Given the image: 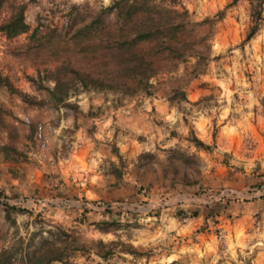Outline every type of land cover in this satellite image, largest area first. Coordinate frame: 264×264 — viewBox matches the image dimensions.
Segmentation results:
<instances>
[{
  "label": "rangeland",
  "instance_id": "obj_1",
  "mask_svg": "<svg viewBox=\"0 0 264 264\" xmlns=\"http://www.w3.org/2000/svg\"><path fill=\"white\" fill-rule=\"evenodd\" d=\"M21 1L28 2L26 20L30 26L40 25L38 42L48 44L52 38L57 40L54 45L71 54L76 62L82 61L79 57L81 48L88 47L90 39L92 42L99 39L98 35H94L88 41L85 38L74 41L72 33L81 23L98 18L103 20L108 31L118 33L125 29L129 32L132 26H139L144 17L141 10L133 14L131 20L121 17L126 2L130 0H120L118 5L106 11H102V8L112 0H0V20L8 16L13 6ZM137 1L148 3L153 15L165 13L172 17L176 14L175 19L185 20L184 26L174 37L168 32L160 33L159 37L137 45L145 60H149V68L153 69L149 78L150 92L141 86L132 93L82 90L70 96V100L76 101L77 108L68 111L67 117L63 106L26 105L16 95L0 87V105L11 110L10 113H1L0 142H8L26 154V157L18 156L7 161L10 174L7 179L0 175V181H5L0 183V200L23 203L34 208L35 212L40 207L37 201L54 203L55 211H44L42 216L52 224L74 230L79 239L86 242L96 238L108 240L115 235L104 234L87 221H78L83 203L92 208L88 220L96 216L98 201L109 202L115 209L122 207L131 210L134 212L130 216L132 218L137 214V224L123 228L119 233L123 240L131 242L141 251H148V255L117 252L104 260L94 253L79 252L75 259L81 264H166L172 260H177L173 264H264L263 199L258 205L251 206V216L240 234L238 244L225 239L224 233H216V230L212 232L216 234L213 236L214 242H207L204 237L195 241L190 235L178 234L179 231L171 227L169 214L160 216V213H156V216L147 218V211L156 209L157 205L176 204L184 200L199 204L202 200L212 201L219 197L216 190L226 194L236 192L231 188L234 186L228 183L231 177L228 180L221 176L225 168L229 167V171L241 168L246 175L254 176L264 172V28L242 42L249 24L246 0H239L227 8L225 5L229 0ZM173 6L177 11L186 8V15L178 17L177 12L170 9ZM219 9H225L220 18L217 14ZM176 40L185 42V56L174 57L167 49L158 50L160 44ZM28 43L25 33L10 40L0 34V64L17 86L44 95L45 91L35 89L23 72V69L32 72L33 67L23 68L24 63L16 59L17 50ZM50 66L53 67V64ZM176 89L183 90L186 99L178 98L170 102L168 96ZM72 112L74 116L70 114ZM96 117L103 121L108 117L116 120L113 139L117 136L114 142L119 141L117 146L120 150L125 146L123 141L132 137L136 140L131 143L136 144L137 151L141 150L131 155L125 151L129 172L124 175L128 177L124 183L123 179L120 185L110 186L106 182L84 195V184L78 182H85L87 173L81 175L77 172L69 176V181H62L58 191H49L45 186L41 190L27 189L31 183L29 178L35 179V174H48L49 166L55 163L39 162L33 155L36 150L35 131L33 127L30 128L29 122L35 126L36 122L45 120L56 127L50 143V153L56 157V153L62 150L60 144L63 139H68L67 152L72 141L83 135V129L78 131V123L87 124L89 133L95 131L96 123L93 121ZM127 117L131 118L136 128L125 127L123 122ZM67 125L70 127L63 134V128ZM191 134L213 143L214 150L196 146L189 139ZM171 147L175 150L172 151ZM170 153L173 154L172 159L169 158ZM180 154L188 155L192 162L187 164ZM2 156L0 152V163L5 161ZM223 156H226V161ZM171 160L179 164L176 172L169 167ZM165 169H168L169 175L176 173L177 178L185 174L187 180L177 183L178 187L171 182L169 175L163 173ZM104 172L106 174L107 170ZM93 173L89 170L88 175ZM11 176L21 178L27 187L22 191L13 189ZM104 177L109 179L108 176ZM192 178H197L198 183H188ZM199 184H203L209 192L197 196ZM139 185L145 189L139 190ZM236 193L247 199L252 195L247 189ZM199 205L193 208L199 210ZM199 212L201 215L202 212ZM230 212L232 222L239 215L232 213V210ZM13 216L24 233L26 223L32 217L26 213ZM12 230L11 223L0 217V247L11 240Z\"/></svg>",
  "mask_w": 264,
  "mask_h": 264
},
{
  "label": "trees",
  "instance_id": "obj_2",
  "mask_svg": "<svg viewBox=\"0 0 264 264\" xmlns=\"http://www.w3.org/2000/svg\"><path fill=\"white\" fill-rule=\"evenodd\" d=\"M120 0H112V2L103 7L102 11L111 10L114 6L119 4ZM127 1V0H122ZM239 0H229L225 8L235 5ZM247 1V14L249 17V24L242 42L251 39L257 32L264 28V0H246ZM27 1H21L15 4L8 16L0 20V34L7 39H12L20 34L25 33L28 36L29 43L24 48L17 50L18 55L16 59L19 63H24L22 66H32L33 71L27 72L23 69L27 80L40 91H45L44 95H38L26 91L17 86L9 72L3 65L0 64V87L5 88L10 94L16 95L26 105L43 106L49 105L51 108H58L63 106L68 117L71 110L77 108L76 101L70 100L72 94L79 91L87 90H103L111 91L114 93H132L137 91L141 86L147 92H150L149 82L150 76L153 74V69L149 68V60H145L137 45L145 40H150L159 37L160 33H169L173 37L175 33L181 29L184 24V18L175 19V15L169 17L165 13H158L153 15L151 6L145 2H138L137 0H130L126 2L123 8V17L126 20H131L133 14L141 10L144 15L141 18L140 25H134L131 31H119L118 33L106 30L103 20L98 18H90L89 20L78 25L72 37L74 41L85 38L87 41L91 36L98 35L99 39L92 42L88 41V47L81 48L82 61L76 62L73 56L67 52L62 51L60 47L54 45L57 40L53 38L47 44H40L38 42L39 24L30 26L26 20ZM177 12V15L185 16L187 13L186 8L180 11L173 6L170 8ZM225 9L217 10L220 17L223 16ZM139 24V23H137ZM185 42H170L168 44H160L158 50L167 49L168 52L174 57L185 56ZM76 54L75 52L73 53ZM15 58V57H14ZM76 58V57H75ZM53 64V67L50 66ZM21 66V67H22ZM186 99V94L183 90H174L168 96L170 102L174 99ZM10 113V108L0 105V123L1 113ZM74 116V112L70 113ZM73 123L74 117H72ZM73 125V126H75ZM30 128L35 126L29 122ZM70 126L63 128V134ZM189 139L199 148L213 151L214 144L209 143L191 134ZM68 139H63L61 142L62 150L58 153L65 154L68 145ZM172 151L175 149L172 148ZM0 150L3 151L5 156L16 159L18 156L26 157L22 149L15 147L8 142H0ZM111 150L117 156V161L110 160L108 166V177L113 181L109 182L110 186H114L119 182L124 175L128 174V160L126 152L120 150L115 142L111 143ZM55 156H57V154ZM177 153H174L176 155ZM172 159V153L169 154ZM187 164H190V157L186 154L181 155ZM226 161V156H223ZM178 163L175 161L170 162L169 167L176 172ZM184 169V168H183ZM238 171H241V168ZM165 175L168 174V169L163 170ZM176 173L169 175L171 182L177 183L181 180H187V175L183 174L181 178L175 176ZM248 174V173H247ZM53 178L55 177L51 174ZM254 175V174H252ZM258 178L248 183L247 190L250 193H258L264 187V172L256 175ZM48 179V176H47ZM197 178H192L188 183H198ZM48 182V181H47ZM62 180L57 178L56 182L52 185L50 180L46 183L45 187L49 191H58L61 189ZM178 185V184H177ZM179 187V185H178ZM139 190L143 191L144 186L139 185ZM209 192V189L199 184L197 186V196L204 195ZM219 197L212 201L202 200L200 204L204 205V213L199 214L196 208L191 209L189 212L185 207L176 204L173 210L175 217H184L187 215L201 216L202 223L193 230L191 238L195 241L198 238L195 236L199 231H215L218 233L219 228L211 229L209 225L217 222L216 215L221 212V207H226L230 200H249L246 197L238 195L236 192L221 193L216 190ZM213 197V196H210ZM254 198L264 200V191L259 193ZM204 198V197H203ZM40 205L38 212L34 208L25 206L21 203H10L0 200V213L2 217L11 223L13 227L11 240L8 244L0 247V264H81L76 259L77 253L91 254L99 256L104 260H108L117 252L130 253L134 256L143 255L149 252L141 251L137 246L131 242H127L121 238L119 230L129 228L131 225L137 224V214L132 218L130 217L134 212L122 207L115 209L109 202H99L95 211L96 216L88 220V213L92 208L83 203L78 214V221H87L93 225L97 230L106 234L113 233L115 236L108 240L103 238H96L90 242L82 241L79 235L74 230L65 228L60 224H52L46 220L42 213L45 211H55L56 205L54 203H46L37 201ZM43 208H42V207ZM159 209H150L147 214L153 213L156 216L159 214ZM28 214L32 219L26 223L25 232H21L16 218L13 214ZM151 213V214H152ZM191 213V214H190ZM229 214V213H228ZM230 215V214H229ZM211 223H210V222ZM210 223V224H209ZM129 238V236H127ZM177 260H172L166 264H173Z\"/></svg>",
  "mask_w": 264,
  "mask_h": 264
},
{
  "label": "crops",
  "instance_id": "obj_3",
  "mask_svg": "<svg viewBox=\"0 0 264 264\" xmlns=\"http://www.w3.org/2000/svg\"><path fill=\"white\" fill-rule=\"evenodd\" d=\"M116 110H118V108L115 109V111ZM113 112L114 110L111 111V113ZM110 118L111 117H108L105 121H103V119L101 118L98 119V117H96L93 121V123H96L95 124L96 129L95 131H92V133L87 132L86 130L87 124L85 125V123H78L79 118H77L78 131L83 129V133H82L83 135L80 137L78 136L77 138L74 139V141H72L70 149L65 154H62V155L57 154L56 157H54L53 154H51L52 157L54 158L55 165L53 164L49 166L50 172L46 175L45 174L41 175L42 177L37 176L38 174H35L36 175L35 179L29 178L31 183L28 184V187L26 186L25 182L22 181V179L19 178L18 176L16 177L11 176L10 183L13 184L14 186L13 189H16L17 191L18 190L22 191L24 187L25 188L27 187V189H29L30 187L32 191L36 190V188L38 190L39 189L41 190V188H43L46 185V183L49 182V180H50L51 185L54 182H56L57 178L61 179L63 182L69 181L68 179L69 176H72L73 173H77V172H79L81 175H86L87 173V177L84 178L86 181L78 182L79 184H84L82 186V189L84 190V193H85L84 195H86L90 189H94L95 186L104 185L106 182H107L106 184H109V182L113 180L112 178L111 180L110 179L106 180L104 176H108V174L107 173L105 174L104 171L106 170L108 171L110 160L117 161V156L111 150V143L116 141L117 139V136L114 137L113 139L114 129H115L114 123L116 120H112ZM123 123L125 127H129V128L134 127L130 117H127V119L124 120ZM134 128H136V126ZM134 140L136 139L132 137V138H129L127 141H123L125 142V146L122 147L121 150L124 149L123 151H126L127 154H130V155L134 154L135 152H136L135 154L139 153L141 150L137 151L136 144L131 143V141H134ZM115 143L118 145L119 141ZM0 152L3 155L2 157L5 159L4 162L0 163V167H2L0 168V175H3L4 179H7L10 174L8 170L7 161L9 159H14V158L5 156L2 150H0ZM106 165H107V168H106ZM96 168H98L97 171H95ZM89 170L95 172V174L93 173V174L88 175ZM102 170L103 172H101ZM222 172H223L221 175L222 177L224 176L228 180L231 177L230 178L231 181H229L228 183L234 186L231 188H233V190H235L236 192H238V190H246L248 188L247 187L248 183L253 182L258 178L257 176H254V175H246V173L241 172V171H229V167L225 168V170H223ZM51 174H53L55 177L53 178ZM47 176H48V179H47ZM44 177L46 178V180ZM127 178L128 177H123L122 178L123 182L121 181L122 180L121 179L119 182H117L116 185H120L121 182L124 183V179H127ZM4 179L1 180L0 183H4L5 182ZM262 191H264V187L258 193L256 192L250 195L249 196L250 199L247 201H239L238 199L230 200V203L226 207H223V208L221 207V212L218 215H216L217 222L211 223L209 221L211 223V224L209 223L210 224L209 227L211 229L219 228V231L224 233L223 235L225 236V239L231 242H236L238 244L240 234L245 230V227H246L245 225H247V221L251 216V212H252L251 206L253 204L258 205L259 204L258 202L260 201L259 198H254L253 196L258 195ZM198 199L200 200V197H198ZM179 200L180 199H178V201ZM35 204L36 203L34 202L33 205ZM176 204H180V206L184 205L185 209L187 210L189 209L188 211H190L191 209H193L194 206H198L200 203L197 204L194 202L192 203V202L184 200V202L179 201ZM176 204L157 205V207L160 208L159 209L160 216L162 214L164 215L169 214L168 219H169L172 229L178 230L179 231L178 234L183 233L184 235L191 236L193 230L196 229L202 223V217L201 216L198 217L194 215H187L184 217H175L173 215V210ZM199 206L201 207L199 211L202 212L201 213L202 215L204 213V205L201 204ZM231 210H232V213L239 215L236 218L234 217L235 219L232 222L230 219L232 215L231 216L229 215L231 213L230 212ZM151 213L147 214V218L149 217L151 218L152 216L153 217L155 216L154 214H151ZM0 217L1 219H3L2 212H1ZM235 220H238V221L236 222ZM239 220H241V225H239ZM195 236L199 239H203L204 237L207 239V242L208 241L214 242L215 239L213 238V236L215 237L216 234L213 235L212 231H209V232L199 231L198 233H196Z\"/></svg>",
  "mask_w": 264,
  "mask_h": 264
},
{
  "label": "built area",
  "instance_id": "obj_4",
  "mask_svg": "<svg viewBox=\"0 0 264 264\" xmlns=\"http://www.w3.org/2000/svg\"><path fill=\"white\" fill-rule=\"evenodd\" d=\"M57 131L49 121L41 120L35 124L34 138L36 141V150L33 155L39 162L49 161L54 163V158L50 153V143L52 135Z\"/></svg>",
  "mask_w": 264,
  "mask_h": 264
}]
</instances>
